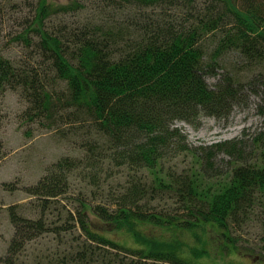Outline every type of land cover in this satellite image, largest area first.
Segmentation results:
<instances>
[{
	"label": "trees",
	"instance_id": "16d2710c",
	"mask_svg": "<svg viewBox=\"0 0 264 264\" xmlns=\"http://www.w3.org/2000/svg\"><path fill=\"white\" fill-rule=\"evenodd\" d=\"M4 1L0 17L11 18L0 26L28 52L14 60L0 50V98L19 92L25 124L65 126L83 139L75 141L78 155L61 158L25 188L42 215L11 212L14 236L0 264H21L28 244L46 233L66 234L44 215L66 210L68 198L79 238L62 244L68 248L52 264H195V255L129 248L112 238H140L150 227L178 233L210 226L235 246L231 230L264 209V125L251 142L244 135L193 146L179 123L228 114L245 84L230 74L214 87L206 80L226 55L264 62V0ZM184 157L190 166H179Z\"/></svg>",
	"mask_w": 264,
	"mask_h": 264
},
{
	"label": "rangeland",
	"instance_id": "374dc122",
	"mask_svg": "<svg viewBox=\"0 0 264 264\" xmlns=\"http://www.w3.org/2000/svg\"><path fill=\"white\" fill-rule=\"evenodd\" d=\"M51 1L59 5L68 2ZM4 2L0 0V6L5 5ZM89 16L90 13H85L81 17L86 19ZM2 18L11 16L7 14ZM2 18L0 17V20ZM9 32L8 25L0 26V50L11 59H23L28 51L16 43H10ZM228 74L235 83L245 84L243 91L239 93L225 116H203L195 125L180 122L179 126L187 134L189 145H210L244 135L251 142L255 134L263 131L261 126L264 125V62L247 64L239 51H233L216 64V75L207 76L206 80L214 87ZM252 79L257 85L256 90L251 89L248 83ZM25 100L19 92H8L0 98V257L7 255L14 236L15 226L11 212L30 219H38L42 215L41 202L30 197L25 188L35 185L47 168L61 158L78 155L80 151L75 141L79 144L83 139L81 134L68 133L69 129L65 126L56 130V127L29 124L31 122L28 121L25 124L22 121L27 106ZM59 114L62 115L60 120L67 122L68 115L62 111ZM80 127H72L70 131ZM191 163L186 157L184 161L178 162L179 166H190ZM177 168L174 167L176 172L171 174H178ZM166 190L170 191L169 195L177 197L170 188H164L163 191ZM69 201L74 199L62 201L66 210L57 209L53 212L52 208L49 209L55 217L44 215L49 223L62 224L60 227L66 234L58 236L49 232L31 241L20 255L21 264H52L51 262L60 260L62 250L68 248L62 244H75L80 232L75 225L69 223L71 220L67 217V210L70 207L66 205ZM72 213L76 215L75 211ZM255 214L252 220L244 223L238 231L231 230L229 239L233 240L235 246L224 243V232L210 226H200L178 233L150 227L140 234V238H134L126 232L114 234L112 238L129 248H143L147 251L170 249L171 252L182 253L189 258L195 255V264H264V209H258ZM91 219L96 220L93 216ZM65 228L70 229L66 231ZM80 237L82 241L85 240L84 236ZM154 264L168 263L157 261Z\"/></svg>",
	"mask_w": 264,
	"mask_h": 264
}]
</instances>
